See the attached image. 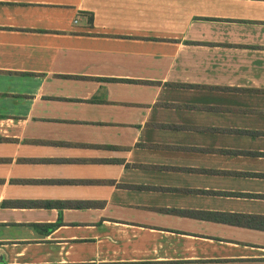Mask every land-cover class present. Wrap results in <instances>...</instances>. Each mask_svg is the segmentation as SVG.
Listing matches in <instances>:
<instances>
[{
  "label": "crops",
  "instance_id": "0c3cea01",
  "mask_svg": "<svg viewBox=\"0 0 264 264\" xmlns=\"http://www.w3.org/2000/svg\"><path fill=\"white\" fill-rule=\"evenodd\" d=\"M0 264H264V0H0Z\"/></svg>",
  "mask_w": 264,
  "mask_h": 264
}]
</instances>
